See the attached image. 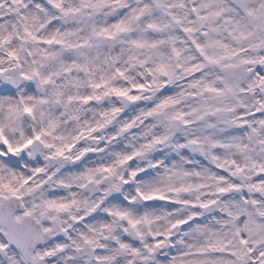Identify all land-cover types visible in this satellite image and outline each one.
<instances>
[{"label":"snow or ice","instance_id":"6c2138e0","mask_svg":"<svg viewBox=\"0 0 264 264\" xmlns=\"http://www.w3.org/2000/svg\"><path fill=\"white\" fill-rule=\"evenodd\" d=\"M0 264H264V0H0Z\"/></svg>","mask_w":264,"mask_h":264}]
</instances>
